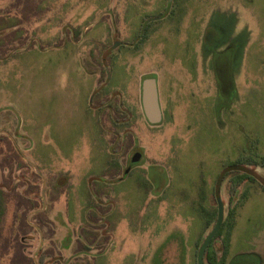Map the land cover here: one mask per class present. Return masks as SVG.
Masks as SVG:
<instances>
[{"label": "rangeland", "instance_id": "rangeland-1", "mask_svg": "<svg viewBox=\"0 0 264 264\" xmlns=\"http://www.w3.org/2000/svg\"><path fill=\"white\" fill-rule=\"evenodd\" d=\"M167 1L0 0V135L13 137L48 177L54 235L44 249L58 257L46 264H197V243L214 227L202 211L217 209L224 166L241 156L264 158V0H176L167 18L154 21ZM149 18L151 31L136 42ZM150 77L158 125L142 110V82ZM0 144V154H15ZM134 146L144 160L111 184L124 175ZM21 167L14 166L15 180L33 182L34 169ZM246 167L255 181L232 200L229 177L220 193L224 222L232 212L236 220L228 261L264 264V167ZM75 187L85 197L74 201ZM18 193L0 221V264H19L23 254L6 228ZM85 198L93 206L84 208ZM60 212L65 220L55 219ZM85 223L94 233L83 251L76 235ZM23 243L26 264L38 263L30 260L38 239Z\"/></svg>", "mask_w": 264, "mask_h": 264}, {"label": "flooded vegetation", "instance_id": "flooded-vegetation-1", "mask_svg": "<svg viewBox=\"0 0 264 264\" xmlns=\"http://www.w3.org/2000/svg\"><path fill=\"white\" fill-rule=\"evenodd\" d=\"M168 1H167V5H166V9H165L164 13L162 15L156 16V18L153 19L154 21H161L162 19L167 18L168 15L171 14L172 7H173L176 0H173L169 10H167ZM182 8H183L182 9L183 12L185 13V10H184L185 8L183 6H182ZM150 19L151 18L146 19V21L142 23L140 31H139V35H137V38H136V42L140 41L141 38L143 39L149 33V31H151V27H150L151 23L148 22ZM222 54H224V53L222 52ZM93 100H94V98L91 99L90 104L94 103ZM1 141H4L3 145H5L7 148H9V146L13 147L12 150L15 152V154H8V153L7 154H3V153L0 154V194H1L2 200L4 201V215H3V217H5L7 214V207H8L7 203H9L11 195L16 196V193L19 192V189H20V193H18L19 197L17 199H19L21 201L18 204L20 207L15 212V215L16 214L17 215H16V217L13 218L11 228L9 229L10 224L6 227L7 232L11 230V232L8 234L13 236L14 241L16 239H18V240L20 239V241L22 243L21 251L23 252V254L21 255V258H20L21 261H19V264H26L27 263L26 253H27L28 249L23 248V245H24L23 242H26L27 238H28V241L31 240L32 237H35V239L36 238L38 239L39 247L36 249V251H34V254L32 256L30 255L31 256L30 257L31 262L35 263L36 259H38V263L36 262L35 264H46V261H45L46 258L48 261V260H54L56 257H58V255H56V251L54 249H44L46 242L53 239V238L52 239L48 238V236L54 235L53 230L49 229V227H48V225H50V224L52 225V222H54V220L48 216L50 211H52V209L50 211H48L49 202L47 199V195H48L47 189L49 187L47 185V181L45 180L48 177L45 175L41 176V174H42L41 169L38 167L37 164L29 161L26 158V156L23 154L21 149H19V147L17 146V143L13 137L8 136L7 134H3V135H0V142ZM134 147L136 148L135 149L136 151L132 154L131 158L127 161V168L125 171H123L124 175L117 178V180L112 182L111 184L115 185L122 177H125L128 174H134V173H132V170L134 168L138 167L139 164L144 160V152L142 150H139L138 149L139 147L138 148H137V146H134ZM0 151H3V148H0ZM9 153H11V151ZM21 165L23 167H30V168L34 169L35 173L32 177L33 179L31 178V181L33 180V182H30V181L27 182L26 181L25 183H21L20 181L15 180V177L13 175L14 169H15L14 166H20V169L17 171H22ZM115 167H117V168L111 169V171L108 170L110 173H112V170H113L114 176H115V173L117 174L120 171L118 169L119 163H116ZM108 171H106V172L108 173ZM100 177H101L100 179H102L101 181L108 182L107 181V178H108L107 174H105L104 177H102V176H100ZM132 178H134V175H132ZM14 181H16L17 183L15 184ZM37 181L40 182L41 187H39L36 184ZM89 181H90V178H89ZM138 184H144L143 187H145L146 186L145 184H147V183L146 182L140 183V181H137L136 186ZM26 185H29L30 186L29 188L30 189L32 188V189L31 190L29 189V191H28L27 187H25ZM31 186H34V187H31ZM100 187L102 190H104V188H105L103 183L100 184ZM75 188L79 191H76V192L74 191V193H73V191H71V193H73V195H75V197L73 199L74 201L76 200L77 195L80 196V198L85 197V196H83L84 192L82 191V189L80 190L79 187H75ZM101 196L103 198L107 199L102 194H101ZM66 202H67V200H65V204H66ZM83 204L86 205L84 208L89 207V206H93V204L91 203V200L87 199V198H85ZM27 205H29L28 207H31L30 209L32 211H31V213L28 214V216L26 218H24V220H20L18 213L22 209L21 207H24ZM55 207H53V209ZM104 207L105 206L101 205V208H104ZM224 208H225V206H224ZM56 218H59V220H60V218H63L62 213L60 212L55 217V219ZM74 223H75V221L73 219V223L68 224L70 231H71L70 233L73 236L72 237L73 240L75 239V234L77 233V232H74L72 230V228L75 226ZM63 224L66 227H68L66 221H63ZM0 225H1V222H0ZM83 226H85V227H83V229H81L79 231L78 234H80V235H76V237H77L76 240L78 241V243H80V245H79L80 248L78 250L83 249V251H85V250H90L92 248L89 245L90 244L89 240H92V238H93L92 234H90V233H94V232L92 230L88 229L89 226L86 223ZM6 228H5V230H6ZM85 228H86V230H85ZM47 229H48V231L50 230L49 231L50 235H48V233H46ZM82 232H85L84 234L86 235V238L83 237V235L81 234ZM20 233H23L21 237H19ZM87 235H89V237H87ZM81 238H83V239H81ZM82 240L87 241L88 246H86L85 244L82 245L81 244ZM78 252L79 251H77L75 253V255L80 256L78 254Z\"/></svg>", "mask_w": 264, "mask_h": 264}, {"label": "trees", "instance_id": "trees-1", "mask_svg": "<svg viewBox=\"0 0 264 264\" xmlns=\"http://www.w3.org/2000/svg\"><path fill=\"white\" fill-rule=\"evenodd\" d=\"M46 9L50 10L48 8ZM150 78H153V77H150ZM101 104L103 103L101 102ZM245 165L264 167V158L261 157V162L258 163L251 156L250 157L241 156L239 158V161H237L236 163L224 166L223 170L218 176V181L216 183L217 186L215 188V193H214L215 200L217 203V209L214 210L212 213H206L207 212L206 209L202 211L204 214H206L205 217L203 215V218H205L204 222H205V225H208V228H210L213 224L215 225L217 221L219 206L223 203L220 197V193H221L222 185L224 184L225 180L229 177L231 178L230 183H229V186H230L229 196H230V199L232 200L239 186H241L246 181H251V182L255 181V177H257V175L254 172V169H248ZM245 195H246V192L243 193V196ZM3 215H4V201L2 200V197L0 194V221ZM235 221L236 220L234 217V212L229 213V218L227 219L226 222H224L222 228L220 229V231L218 232V234L216 235V237L214 238L211 245L206 251L205 258H204L206 264H230L228 261L230 237L232 233L233 224L235 223ZM225 229H226L225 233H227V236L224 237V239L222 240L223 243L221 246V250L218 251L214 245H215L216 240L222 237ZM203 241H199L197 243L198 250ZM219 252L222 253L221 256L218 255Z\"/></svg>", "mask_w": 264, "mask_h": 264}, {"label": "water", "instance_id": "water-1", "mask_svg": "<svg viewBox=\"0 0 264 264\" xmlns=\"http://www.w3.org/2000/svg\"><path fill=\"white\" fill-rule=\"evenodd\" d=\"M173 0L168 1V8L169 10ZM118 45V44H117ZM115 45L114 48L117 47ZM141 103H142V110L143 114L151 125H158L162 121V112L161 107L159 103V95H158V89H157V82L153 78L145 79L142 82V94H141ZM225 220V210H224V204L222 203L219 206L218 210V217L217 221L212 228V230L206 235L204 241L202 242L198 253H197V264H205V254L209 246L211 245L212 241L222 228Z\"/></svg>", "mask_w": 264, "mask_h": 264}, {"label": "crops", "instance_id": "crops-1", "mask_svg": "<svg viewBox=\"0 0 264 264\" xmlns=\"http://www.w3.org/2000/svg\"><path fill=\"white\" fill-rule=\"evenodd\" d=\"M230 264H231V262H230Z\"/></svg>", "mask_w": 264, "mask_h": 264}]
</instances>
